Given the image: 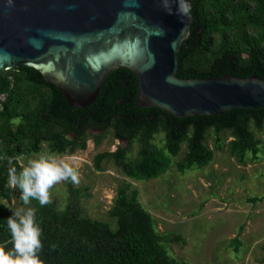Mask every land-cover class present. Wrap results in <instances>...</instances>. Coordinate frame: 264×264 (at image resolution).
<instances>
[{
	"label": "trees",
	"instance_id": "obj_1",
	"mask_svg": "<svg viewBox=\"0 0 264 264\" xmlns=\"http://www.w3.org/2000/svg\"><path fill=\"white\" fill-rule=\"evenodd\" d=\"M192 14V35L179 51L180 77L219 78L233 74L258 75L264 79V0H194ZM111 76L114 77V73ZM111 76L99 104L91 110L89 125L111 129L115 139L127 138L131 143L139 139L141 148L134 160L127 159V150L122 147L115 152H99L94 158L97 170H102V163L109 160L135 182L157 178L168 169L172 157L178 156L185 143L188 150L177 163L179 171L206 166L214 158V150L205 144L211 129L219 149L225 143L222 133L232 134L234 139L228 149L240 164L260 159L261 141L251 125L259 130L264 128V108H234L215 116L176 117L158 107H140L134 102L128 107L122 106L128 111L119 112V102L115 101L116 106L112 108L109 101L105 102V94L112 85H117V79ZM133 76L131 86L137 94L136 75ZM52 92L59 93L66 101L63 92L34 68L25 66L13 74L10 70L0 73V97L8 96L6 100L0 98L3 106L0 110V243L11 240L6 220L15 211L5 201L18 198L23 204L20 189L7 186L9 168L14 166L19 173L24 167L19 158L40 153L45 142L55 154H74L87 148L84 137L77 142L64 136L62 141L56 138L53 127L56 118L50 112V104H46ZM133 126V132L124 133L126 127ZM159 131L165 133L161 148L153 143ZM104 137H93L98 148ZM68 183L74 190L73 183ZM262 198L256 196L250 201L256 203ZM31 203L36 206V218L42 229L43 247L38 255L43 264H190L168 253L164 242H183V237L166 235L158 229L153 214L140 200V188L130 181L118 188L110 210L116 227L88 217L84 209L73 202L64 210H59L52 201L43 207L36 200ZM11 247L9 243L8 248Z\"/></svg>",
	"mask_w": 264,
	"mask_h": 264
},
{
	"label": "water",
	"instance_id": "obj_2",
	"mask_svg": "<svg viewBox=\"0 0 264 264\" xmlns=\"http://www.w3.org/2000/svg\"><path fill=\"white\" fill-rule=\"evenodd\" d=\"M194 0H0V72L38 70L73 107L94 103L120 68L136 75L137 104L176 117L264 108L258 75L179 76Z\"/></svg>",
	"mask_w": 264,
	"mask_h": 264
},
{
	"label": "rangeland",
	"instance_id": "obj_3",
	"mask_svg": "<svg viewBox=\"0 0 264 264\" xmlns=\"http://www.w3.org/2000/svg\"><path fill=\"white\" fill-rule=\"evenodd\" d=\"M251 128L261 141V157L256 162L240 164L230 154L228 144L234 139L230 132L222 133L225 143L221 149L217 148L215 132L211 129L205 140L214 150L210 164L179 171L177 163L188 150L185 143L178 156H169L172 163L163 174L136 182L125 177L114 161L105 160L102 170H97L95 156L102 151L115 152L124 143L120 144L110 131L97 148L90 136L85 150L64 155L53 153L78 170L79 183L73 184V190L68 181L59 182L49 190L50 200L59 210L73 202L88 217L116 227L110 210L118 188L130 181L140 188V200L153 214L158 229L166 235L183 237V242H164L173 258L190 264H264V128L259 130L254 124ZM164 140V133H160L155 135L153 143L161 148ZM125 144L127 159L134 160L139 147L131 141ZM47 153H52L48 144L40 153L19 159L27 166L30 160ZM256 196L263 198L251 202ZM5 202L14 210L22 207L36 210L33 203L25 206L18 198Z\"/></svg>",
	"mask_w": 264,
	"mask_h": 264
},
{
	"label": "clouds",
	"instance_id": "obj_4",
	"mask_svg": "<svg viewBox=\"0 0 264 264\" xmlns=\"http://www.w3.org/2000/svg\"><path fill=\"white\" fill-rule=\"evenodd\" d=\"M9 164H12L11 160ZM61 181L78 184V170L65 159L47 153L30 160L19 173L14 166L10 167L7 186L20 189V199L25 206L36 200L43 207L51 203L49 190ZM6 221L11 240L0 243V264H43L38 255L43 244L36 210L19 208L12 211ZM9 243L11 248H8Z\"/></svg>",
	"mask_w": 264,
	"mask_h": 264
},
{
	"label": "flooded vegetation",
	"instance_id": "obj_5",
	"mask_svg": "<svg viewBox=\"0 0 264 264\" xmlns=\"http://www.w3.org/2000/svg\"><path fill=\"white\" fill-rule=\"evenodd\" d=\"M23 67H25V66H23ZM22 68L10 69L11 74L18 72ZM130 72H132V73H130ZM113 73H114V77L111 76ZM113 73L110 76L112 77L111 79H117V85L115 87H114V85H112L111 88L109 89V91L105 94L106 95L105 96L106 97L105 102L109 101L111 103L110 108L116 106L115 101L119 102V108H117L119 112L120 111L125 112L127 110V107L134 102L136 103V106H138L137 94L134 93V88H132V86H131V81H133V79H134L133 74H135V73L133 71H131L130 69H127V68H120V69L114 71ZM109 77H108V79H109ZM107 80H106L102 90L100 91V94L98 95V97L94 103H92L91 105H89L87 107H83V108L74 107V108H76V110H71L68 106H66L65 103H67L68 105H71V104L69 103V101L67 99H66V101H64L61 98L59 93L52 92L49 94L51 96V100H50V102H48L46 104H50V106H51L50 112L56 118L53 127L55 129L54 134H55L56 138L58 139V141H62L61 139H64L62 136H64L66 139H69V140L71 139L73 142H77L78 140H80L83 137L87 138V141H88L90 136H92V137L102 136V135H105L106 133L112 131L111 129H106L104 127H97V126L89 125L90 117H92L90 115L91 110L93 109L94 106L97 107V105L99 104L100 97H101L102 92L105 90ZM12 81L14 82V80H12ZM116 87H119L120 90L117 91ZM0 98H2L3 100L4 99L6 100V98H8V96H6V97L1 96ZM108 98H110V100H108ZM36 103L39 106H41V102L37 101ZM29 104H32V101H30ZM122 106L123 107L127 106V107L122 108ZM1 109H3V106H1V102H0V110ZM132 113L134 115V109H132ZM16 119H19V117ZM132 121L134 122V119ZM125 130L126 131L124 133H126V134L133 132L134 126L132 128L126 127ZM160 133H164V132L159 131L155 135L160 134ZM155 135H154V137H155ZM164 136H165V133H164ZM121 137H123V136H121ZM116 139L121 142L120 144L124 143V145H122L121 147L123 149H126L125 143L129 142L130 140H128L127 138L126 139L116 138ZM164 142H165V140H164ZM46 144H48V146L50 147V144L47 142H45L43 144V146ZM60 144H61V142H60ZM134 145H137L139 147V151H140L141 143H140L139 139H135ZM95 146L98 148L96 142H95ZM77 151H79V150H77ZM139 151H138V153H139ZM64 154H68V152L60 154V155H64Z\"/></svg>",
	"mask_w": 264,
	"mask_h": 264
}]
</instances>
